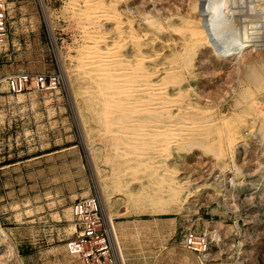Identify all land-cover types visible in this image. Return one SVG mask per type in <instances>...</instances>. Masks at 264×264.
<instances>
[{
  "label": "rangeland",
  "instance_id": "374dc122",
  "mask_svg": "<svg viewBox=\"0 0 264 264\" xmlns=\"http://www.w3.org/2000/svg\"><path fill=\"white\" fill-rule=\"evenodd\" d=\"M11 1L6 46L13 59L0 56V76L41 72L56 84L1 98L0 264H77L63 252L69 203L47 186L2 196L14 175L46 153L66 170L81 158L85 190L104 197L101 214L110 217L123 264H264V0ZM201 22L214 41L197 37ZM111 55L123 76L117 81L135 87L112 105L137 103L102 117L86 69ZM134 66L141 70L130 75ZM147 82L150 91L135 90ZM160 92L157 99L169 103L152 118L165 128L174 122L165 130L171 135L123 145L115 115L145 119ZM186 229L211 238L204 258L184 248Z\"/></svg>",
  "mask_w": 264,
  "mask_h": 264
},
{
  "label": "built area",
  "instance_id": "2783aa9c",
  "mask_svg": "<svg viewBox=\"0 0 264 264\" xmlns=\"http://www.w3.org/2000/svg\"><path fill=\"white\" fill-rule=\"evenodd\" d=\"M11 0H0V56L5 62L13 58L6 46V39L11 28ZM3 65H0V70ZM55 77L41 72L24 70L2 73L0 76V111L3 94H19L29 89H52ZM71 230L63 240L64 254L77 264H118L115 251L111 245L109 226L101 214L96 196H87L74 200L70 207ZM1 225V222H0ZM109 225H111L109 223ZM184 248L192 251L197 257L204 258L211 238L205 233L186 229L182 236Z\"/></svg>",
  "mask_w": 264,
  "mask_h": 264
},
{
  "label": "bare ground",
  "instance_id": "6f19581e",
  "mask_svg": "<svg viewBox=\"0 0 264 264\" xmlns=\"http://www.w3.org/2000/svg\"><path fill=\"white\" fill-rule=\"evenodd\" d=\"M101 7H102V5H101ZM97 8V7H96ZM99 8V7H98ZM105 8V7H104ZM197 8V7H196ZM197 10H198V8H197ZM95 11H96V9H95ZM91 12V11H90ZM117 12V11H116ZM111 14V13H110ZM218 14V13H217ZM111 20V19H110ZM127 22V21H126ZM114 23L116 24V28H119L120 26H121V21L119 20V16L116 14L115 16H114ZM130 26V25H129ZM119 30V29H118ZM174 30H175V28H174ZM197 31H196V35H197V37H199L200 39H205L206 41H208V42H211L212 40L209 38V36L211 37V33H210V31H209V29H208V27L205 25V24H203L202 22L201 23H199V26L197 27V29H196ZM190 31V30H189ZM215 31V30H214ZM214 33V32H213ZM130 34V33H129ZM152 34V33H151ZM124 35V34H123ZM126 35V34H125ZM131 35V34H130ZM143 35V34H142ZM144 35H146V34H144ZM134 36V35H133ZM140 36V35H139ZM138 36V37H139ZM89 37V36H88ZM121 37V36H120ZM144 37V36H143ZM196 37V36H195ZM194 37V38H195ZM131 38V37H130ZM136 38H137V36H136ZM102 39V38H101ZM112 39V38H111ZM132 39V38H131ZM138 39H142L143 40V38H138ZM117 40V39H116ZM134 40V39H133ZM155 40H157V39H155ZM126 41V40H125ZM148 41V40H147ZM214 41V40H213ZM91 42V41H90ZM150 42H152V41H150ZM173 42V41H172ZM115 43H117V42H115ZM198 43V42H197ZM135 44V43H134ZM113 45V44H112ZM103 46V45H102ZM108 46V45H107ZM106 46V47H107ZM134 47V46H133ZM82 50V49H81ZM105 51V50H104ZM110 51V50H109ZM141 53V52H140ZM101 55V54H100ZM156 56V55H155ZM89 57V56H88ZM123 57V56H122ZM132 57V56H131ZM134 57V56H133ZM180 57V56H179ZM82 58V57H81ZM105 58V57H104ZM104 58H102V59H104ZM115 58V59H114ZM116 58H117V56H113V55H111V58H110V62L108 61V63L107 62H104V61H99V60H97V61H94V62H91V66H90V68H88V69H86L87 70V74L91 77V82H92V85H93V88H94V85L96 86V93L98 94V96L99 97H96V101L97 102H99V103H101V107L98 109V114H99V116H102V117H105L107 114L108 115H111L113 112H119V111H123V109L125 108V110H128L129 108H126L125 106H128V107H130L131 108V105L130 104H132L135 100H123V99H121V100H123V101H121L122 103L124 102L126 105L123 107H121V104L120 105H117V107H115L114 105H112L114 102L115 103H117V104H119V102H120V99L118 98V94L120 95H124V94H126L129 90H133L135 87H133V85L130 83V84H127V82H126V85H120V83L117 81V77L118 76H116L117 74L115 73L116 71L114 70V68H111V65L112 64H110L111 62H113V61H116ZM136 58V57H135ZM142 58V57H141ZM85 59H87V58H85ZM96 59V58H95ZM147 59V58H146ZM90 60V59H89ZM118 60V59H117ZM132 61V60H131ZM142 61V60H141ZM137 62V61H136ZM123 63V62H122ZM142 63V62H141ZM135 64V63H134ZM89 65V64H88ZM85 67H86V65H84ZM83 66V67H84ZM138 66V65H137ZM140 66V65H139ZM80 67V66H79ZM82 68V67H81ZM134 69H132L131 68V74L130 75H133V74H138L139 72H140V70H141V68L140 67H133ZM156 69V68H155ZM174 69V68H173ZM122 70V69H121ZM120 70V71H121ZM123 71V70H122ZM151 71V70H150ZM165 71V70H164ZM169 71H171V69H167V73L169 72ZM118 72V71H117ZM151 74V73H150ZM170 74V73H169ZM129 75V73H128V76H130ZM127 76V75H126ZM137 76V75H136ZM144 76V75H143ZM121 77H123V76H119L118 78L120 79ZM146 77V76H145ZM99 78V79H98ZM107 78H109V79H107ZM107 79V80H106ZM145 79V78H144ZM158 79V78H157ZM149 81V80H148ZM165 82H166V80H164ZM122 82V81H121ZM125 82V81H124ZM141 82V81H140ZM144 82V81H143ZM150 82H151V80H150ZM150 82H147V83H139V84H137V88L138 89H135V90H143L144 91V89H146V92L150 89L149 87H151L152 85L150 84ZM163 85L165 84V83H163V82H161ZM170 83L172 84V82L170 81ZM169 82L168 83H166L165 85H166V87H167V85L168 84H170ZM174 83V82H173ZM149 85H151V86H149ZM162 85V86H163ZM130 86V87H129ZM161 86V87H162ZM128 87H129V89H128ZM133 87V88H132ZM148 87V88H147ZM153 87V86H152ZM108 88H109V91H108V93H107V90H108ZM104 89V90H103ZM163 89H165V88H162V90ZM88 90V89H87ZM91 90V89H90ZM161 90V89H160ZM150 91V90H149ZM154 92H157V91H155V90H153ZM153 91H151V92H153ZM135 92V91H134ZM133 92V93H134ZM89 93V92H88ZM149 93V92H148ZM161 93L162 92H160V94H156V96H155V94H152V95H154V97H155V99H153V98H151L150 97V101H151V103H153V104H155V106L153 107V106H149L148 104H151L150 102L147 104L149 107H147V108H145V112L147 113V114H145V115H147V117H145V119L143 118V120L141 119V120H137V118H136V121L134 120L135 119V117L134 118H132L133 117V115L134 114H129L130 116H132L131 118H129V115H128V117H126L127 115H125L126 113L125 112H127V111H125L124 113L123 112H120L121 114L120 115H118V114H116L115 115V117L113 118V123H114V125H115V130H116V132L114 131V133H116V134H118L120 137H121V143H123V145H125V146H129V145H133L132 144V142H134V141H137V139H138V137H140L141 135L142 136H148L149 135V137H162L166 132H165V130L166 129H168V127L171 125V123L169 124V126L167 127V125H166V127L167 128H165L164 127V124H163V122H162V120L160 119V118H152L153 116L152 115H154V116H156V115H158V113L159 112H161V110L160 109H162V107H163V103L165 102V100L164 101H162L161 99L160 100H158L159 98V96L161 95ZM129 94V93H128ZM130 95H131V93H130ZM151 95V94H150ZM157 95H159L158 97H157ZM165 96H167L166 94H164ZM180 95V94H179ZM106 96H108L109 97V99L106 97ZM128 96V95H127ZM158 98V99H157ZM178 98V97H177ZM144 99V98H143ZM146 99H147V97H146ZM153 99V100H152ZM175 99H176V97H175ZM148 100V99H147ZM180 100L181 99H179V103H180ZM119 101V102H118ZM168 101H169V99H168ZM170 101H172V99L170 100ZM146 102V101H145ZM167 102V101H166ZM165 102V103H166ZM174 102H175V100H174ZM177 102V101H176ZM177 102V103H178ZM114 103V104H115ZM129 103V104H128ZM137 103V101H135V104ZM139 103H141V101L139 102ZM167 103H169V102H167ZM109 104H111V105H109ZM153 104H151V105H153ZM181 104V103H180ZM123 105V104H122ZM138 105H140V104H138ZM165 105V104H164ZM136 106V105H135ZM176 106V105H175ZM247 106H249V105H247ZM133 107V106H132ZM173 107V106H172ZM123 108V109H122ZM139 108V107H138ZM144 108V107H143ZM170 108V107H169ZM168 108V109H169ZM176 108H177V106H176ZM180 108V107H179ZM193 108V107H192ZM255 108H256V106H255ZM132 109H134V108H132ZM136 110H137V108H135ZM164 109V108H163ZM171 109V108H170ZM190 109V108H189ZM194 109V108H193ZM197 109V108H196ZM136 110L133 112V111H131V113H135L136 114ZM166 110V109H165ZM112 111V112H111ZM140 111V112H139ZM167 111V110H166ZM174 111V110H173ZM138 112L139 113H144V110L143 109H138ZM137 112V113H138ZM165 112V111H164ZM109 113H111V114H109ZM123 113V114H122ZM128 113H130V111H128ZM97 114V115H98ZM123 115H125V116H123ZM138 115V114H137ZM141 115H143V114H141ZM148 115H150L149 117H148ZM170 115V114H169ZM179 115V114H178ZM188 115V114H187ZM260 115V114H259ZM112 116V115H111ZM136 116V115H135ZM175 116H176V114H175ZM137 117V116H136ZM185 117V116H184ZM174 118V117H173ZM173 118H171L170 117V119H173ZM102 119V118H101ZM169 119V120H170ZM182 119V118H181ZM198 119V118H197ZM104 120V119H103ZM166 120H168V119H166ZM166 120L164 121V122H166ZM183 120V119H182ZM181 120V121H182ZM186 120V119H185ZM104 121H106L104 124H106V123H108L107 121V119L106 120H104ZM139 121V122H138ZM171 121V120H170ZM192 121V120H191ZM198 121V120H197ZM202 122H205V121H202ZM201 122V123H202ZM174 123V122H173ZM172 123V124H173ZM182 123V122H181ZM200 123V124H201ZM109 124V123H108ZM112 124V123H111ZM167 124V123H166ZM178 124V123H177ZM192 124V123H191ZM197 124V123H196ZM110 125V124H109ZM173 125H176L175 123L173 124ZM181 125H184V124H181ZM110 126H112V125H110ZM109 126V127H110ZM186 126H187V123H186ZM113 127V126H112ZM179 127H182V128H184L183 126H179ZM106 128H107V126H106ZM187 128V127H186ZM185 128V129H186ZM192 128V127H191ZM190 128V129H191ZM195 128V127H194ZM110 128H108L107 130H109ZM188 129H189V127H188ZM169 130H171V131H173V127H171L170 126V128H169ZM170 131V132H171ZM187 130H184L183 132H186ZM197 131V130H196ZM111 132V131H110ZM176 132V131H175ZM179 132V131H178ZM188 132V131H187ZM112 133V132H111ZM180 133V132H179ZM113 134V133H112ZM166 135V134H165ZM169 135H171L170 133H169ZM169 135H166L165 137H167V136H169ZM180 135V134H179ZM178 135V136H179ZM190 135V134H189ZM192 135V134H191ZM187 136V135H186ZM175 137H177V136H175ZM163 139H164V137H163ZM172 139H175V138H172ZM170 140V138L167 140V141H169ZM147 141V140H146ZM167 141H165V142H167ZM120 143V144H121ZM160 143H163L162 141L160 142ZM170 143V142H169ZM168 143V144H169ZM137 144V143H136ZM156 144V143H155ZM173 144V143H172ZM122 145V144H121ZM153 145V144H152ZM164 146H165V144H164ZM130 147V146H129ZM129 147H125V148H123L122 149V152L123 151H125V153H126V155L127 154H129L128 153V148ZM132 147H134V146H132ZM131 147V148H132ZM166 148V147H165ZM147 149H149V148H147ZM163 150H164V148H162ZM151 150V149H150ZM162 150V151H163ZM152 151V150H151ZM161 151V152H162ZM124 153V152H123ZM132 154V153H131ZM143 154V153H142ZM133 155H134V153H133ZM136 155H139V154H136ZM161 157V156H160ZM133 169V168H132ZM135 170V169H134ZM94 175V174H93ZM95 176H93V181H94V183H96V179L94 178ZM96 185V184H95ZM97 186V185H96ZM99 195V194H98ZM99 201L102 203V201L104 200V197L102 196V194L101 195H99ZM106 214V213H105ZM105 218V217H104ZM110 220V217L106 214V219H105V221L107 222V224H108V228H109V236H110V240H111V242H112V244H113V246H114V251H115V254H116V256H117V258H118V260L120 261V263L119 264H121V259H120V256H119V253H118V251L117 250H115L116 248H115V245H114V241H113V238H112V234H111V229H110V225H109V223H108V221Z\"/></svg>",
  "mask_w": 264,
  "mask_h": 264
},
{
  "label": "crops",
  "instance_id": "0c3cea01",
  "mask_svg": "<svg viewBox=\"0 0 264 264\" xmlns=\"http://www.w3.org/2000/svg\"><path fill=\"white\" fill-rule=\"evenodd\" d=\"M71 153L76 156L74 151ZM46 154L48 155L36 156L39 158L32 161L33 167L14 175L12 177L13 182H7L12 187L4 191L2 196L6 198L25 196L28 192L37 191L39 188L47 186L49 187L48 192L56 200L69 203V208L74 200L89 194L85 190L84 169L79 156L73 159L74 166L69 165L68 170H66L60 162L56 161V154ZM121 261L123 264V257Z\"/></svg>",
  "mask_w": 264,
  "mask_h": 264
},
{
  "label": "trees",
  "instance_id": "16d2710c",
  "mask_svg": "<svg viewBox=\"0 0 264 264\" xmlns=\"http://www.w3.org/2000/svg\"><path fill=\"white\" fill-rule=\"evenodd\" d=\"M158 217L165 218V217H171V215H159Z\"/></svg>",
  "mask_w": 264,
  "mask_h": 264
},
{
  "label": "water",
  "instance_id": "95a60500",
  "mask_svg": "<svg viewBox=\"0 0 264 264\" xmlns=\"http://www.w3.org/2000/svg\"><path fill=\"white\" fill-rule=\"evenodd\" d=\"M209 38L211 39V37L209 36Z\"/></svg>",
  "mask_w": 264,
  "mask_h": 264
}]
</instances>
